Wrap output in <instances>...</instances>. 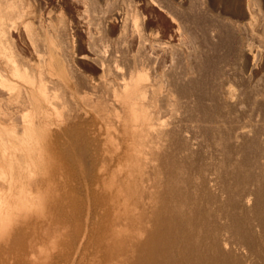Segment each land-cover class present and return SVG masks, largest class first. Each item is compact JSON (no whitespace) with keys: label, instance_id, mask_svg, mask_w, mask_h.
Segmentation results:
<instances>
[{"label":"bare ground","instance_id":"bare-ground-1","mask_svg":"<svg viewBox=\"0 0 264 264\" xmlns=\"http://www.w3.org/2000/svg\"><path fill=\"white\" fill-rule=\"evenodd\" d=\"M86 1L58 0L54 3L52 0H0V134H6L4 137L0 135V264H75L77 260L82 261L87 252V248L81 251L84 242L89 244L93 239L96 240L93 248L98 262L93 260L92 264H264V118L258 120L254 117L257 112H264L261 91L258 90L262 95L248 85L247 89L241 88L237 94L228 83V87H225V81L215 83L211 93L213 96L209 99L211 102L217 99L226 115L209 113L197 115L195 120L205 130L212 129L220 134L222 129H226L227 142L222 143V139L218 137L207 168L194 178L188 177L182 170L193 159L197 149L193 142L182 139L183 128L180 124L183 118L190 116L195 98L190 97L185 90L182 91V88L192 86L196 81H193L195 74L184 78V74L188 72L183 70L181 73L185 72L184 77L178 76L179 73L177 77L172 73V63H168L170 67L167 68L168 57L162 60V56H154L156 58L153 60V55H149L155 63L153 70L150 68L152 77L149 70L143 68L131 78L122 76L116 63L120 60L127 61L128 71L135 66L136 60L130 57L128 59L130 46L123 51L118 37L116 44L118 48L122 47L119 50L123 52L117 48L114 52L111 47L114 53L108 52L110 57L106 60L104 58L108 55L97 53L99 49L94 50L98 58L92 59L90 45H87L89 50L80 46L76 49L77 37L75 38L76 31H73L72 22L76 25L77 19L81 18V15L80 18L76 15V8L81 9L83 19L89 20L87 12L90 10L87 11L86 8L91 0L88 4ZM162 1L166 5L158 3L159 7L167 9L170 6L175 12L182 11L183 5L179 2ZM200 1V8L206 9L204 0ZM243 1L239 6L249 13L250 34L261 35L262 32L253 28L257 17L251 9L257 5L259 11H263L264 0ZM106 4L108 2H103V5ZM101 12L103 11L99 13ZM158 12L164 21V16ZM218 16L221 22L228 23L238 33L235 53L244 69H247L256 54L244 33L240 32L239 19L235 20L228 15ZM89 17L91 21L94 16ZM134 18L135 29L138 30L137 25H140L141 32L138 31L141 35H148L146 24L138 16ZM219 19L211 21V36H214V31L219 26ZM94 23L93 21V25ZM94 30L91 35L95 33ZM110 31L114 32V29L111 28ZM96 33L100 34L98 31ZM104 33L106 32L103 31ZM97 34H93L95 38ZM99 39L102 37H98ZM106 39L107 37L104 40ZM78 42L82 44L81 38ZM161 43L174 47L168 42ZM90 44L92 49L97 47L92 42ZM140 44L143 48V43ZM115 45L113 46L117 47ZM141 47L136 54H141ZM100 49L103 50V47L100 46ZM172 51L174 52V48ZM173 52L170 51V54L178 53ZM147 53H144L145 56ZM263 55L258 53L260 66L264 65ZM195 56L191 57L194 59ZM88 61H93L92 64L95 62L94 65H98L104 73L111 74L112 70H115L112 73L120 72L119 78L122 81L119 84L120 79L116 77L118 84L116 87L111 86L112 90L107 85L110 95L102 93L104 91L101 87L104 86L101 84L98 92L104 95L97 92L100 96H95L91 101L84 100L85 104L83 99L79 100L81 104L83 102L80 105L75 99L70 101L65 98L67 89L62 92L64 84L60 77L65 75L74 81L72 83L77 90H70V95L80 94L79 92H83L81 88L89 84L83 85L86 77H91L86 75L84 69L90 65L91 62L88 64ZM163 61L164 64L159 63ZM201 61L200 59L198 63ZM191 66L193 73L201 71V64H197L196 68ZM172 75L176 76L177 81H173ZM111 80L116 85L115 79ZM166 80L169 83L164 84ZM159 88H165L166 91L165 97L170 108L165 112H162L159 105ZM89 93L85 92L86 95ZM94 106L103 115H95L97 110L91 113L86 111V107ZM74 107L78 110L73 109ZM110 112L116 113L109 117ZM166 116L170 120L164 119ZM226 116L233 117L231 122H235L234 125L224 126ZM80 118L85 125L92 123L93 129L75 130L74 125L77 123L74 121L79 124L82 121ZM182 140L185 142L181 143ZM52 142L56 144L54 154L51 153ZM228 147L230 149L227 150ZM66 169L69 172L79 171L81 176L77 175L82 184L90 185L94 190L91 198H101L104 201L102 206L96 205L101 208L97 207L100 209L98 212L95 208V215L90 212L92 210L86 211L95 216L91 228L93 232L88 228H84L85 231L71 230L73 242L59 240L64 230L75 224V221L72 225L66 224L63 217V213L66 216L73 214L72 206L58 204L53 212L52 205L49 204L52 202L48 198L54 195H51V191L50 194L44 193L50 190V185H58V182L63 184V188L67 187V181L62 176ZM49 174L51 178H48ZM108 178L110 195L106 197L103 191H98L101 185L105 186ZM79 179L77 181L81 183ZM45 180L50 185L41 191V184ZM68 182L77 185L75 181ZM59 187L58 185L52 191L56 192ZM69 199L72 200V197ZM60 202L61 200L56 204ZM91 206L90 208H94ZM61 207H64L63 212ZM25 235L28 237L21 244V237L23 239ZM78 237H81L80 242L77 241ZM17 242L22 245L19 249ZM72 245L75 249H72Z\"/></svg>","mask_w":264,"mask_h":264},{"label":"rangeland","instance_id":"rangeland-1","mask_svg":"<svg viewBox=\"0 0 264 264\" xmlns=\"http://www.w3.org/2000/svg\"><path fill=\"white\" fill-rule=\"evenodd\" d=\"M52 1L54 3L58 2V0L57 1L56 0H52ZM88 1L89 0L86 1L87 4H88ZM92 1H93V5L90 6V4H92ZM105 1H106V3L108 2V4H106V6L103 5V2L105 3ZM105 1L101 2V0H100L99 2H96V0H91V3L89 1L88 7L86 8L87 11L90 10V11L87 12V15L89 13V15H88V19L89 20L88 21H86V19L82 18V12L80 11L81 9L80 8H76L77 9L76 10V15L78 16V18H80L79 15H81V18L77 19L78 21H77L76 25H74L75 22H72V25L74 26V30L73 31H76L75 38L77 37V41L75 40L76 41V43H75L76 49H78L77 47H79V46L85 48L84 50H89V48H90L91 49L90 51L92 52V56L91 55L90 56L92 57V59L96 58V57L98 58V56H97V54L95 53L94 50L99 49L100 51L97 50L96 51L97 53L101 52V53H105V54L108 55V56H106L107 58L103 57L106 60V59H108L110 57L109 56L110 53H108V52L114 53L115 51L119 50V48H122L120 46H123L124 49H122V50L125 51V50L128 49V46H130V54H129V56L128 55L127 56H128V59H129V57L131 59L135 58V60H136L135 66L131 67L127 71V68H126L127 66H126V63H125L127 61H124V60L121 61L120 60V62L118 61L116 63L117 68L120 71H122V76L125 75V77H127V78H131L135 74H138V71L141 70V68L149 70L150 75H151V76L150 75L149 76L152 77L153 76L152 75L153 74L152 73V70H153L152 66H155L154 65L155 63H153V60L156 57H158V56H159L158 58H160L162 56L160 59L163 58L164 60H165L166 57H168V59L166 58L167 59L166 63L167 64L168 63L169 64H171V63L173 64V66H171V68L174 67L175 70H174V68L171 69V70H173L172 73L173 74L175 73L176 76H177L178 73H179L178 76L179 75L183 76V74L185 72H188V73H186L187 75L184 74V76H185V77L183 76L184 78H186V76L188 77L191 74H195V75H193V76H195L193 81H195V79H196V81L192 84V86L191 87H185L184 86L182 88V91L185 90L184 92L189 94L190 97H194L195 98V102H193V104H192L193 108L189 112L190 116L188 115L189 117H187V118L185 117L186 120H184L185 118H183V121H181L182 124H180L182 126V128H183V132H182L183 133L182 134L183 138L182 139H185V140H188L190 142H193L195 144L194 145L195 148L197 149V150L195 149L196 150V152H195L196 154L193 157V159L189 160V163H186L184 165V167H183V170H182L183 172H185V174L188 177L194 178L195 175H198L199 172H201L202 170L206 169L208 164H209V162L211 161V157L214 154L215 140H217L218 137H220L222 139L221 140L222 143H226L227 142L226 137L228 136V133H227L228 131L226 129H222L223 131L221 130L220 134L217 133L216 131H213L212 129H206L205 130V129L200 128L199 122H197L195 120L197 115H199V116L201 115L202 116L204 114H209V113H213V114L219 115V116L226 115L224 110H223V108L221 107V104L219 103V101L217 99H214L213 102H211L210 99H209V98H211L213 96V94H211V93H213V91H214L215 83L224 82L225 81L226 82L225 87H228V85H231L234 88V90H235V92L237 94H238V92L240 91L241 88H243V89L246 88L247 89V86L251 85L252 86L251 89H254V90L257 89L256 90L257 92H258V90L261 91V93L263 94V97H264V65L260 66L258 58H257L258 57V53L259 54L260 53L264 54V40H263L264 39V19H263L264 18V8H263V11H259L258 6L254 5V6H252L253 9H251L252 11L254 10L253 12H254V14H256V17H257V21L255 23V26H253V28L256 31H258L259 33L262 32V34L260 35L258 33L257 34L256 33L255 34H250L249 25H248V21L250 20L249 19V13H248L247 9H244L242 6H239L240 4L244 3L243 0H238V1H235V0H222V1L221 0H204L203 1L202 0L204 2V5H205L206 9L205 8L204 9L200 8L201 7V6H199V5H201V1L200 0H172V2L176 1L177 3L179 2V4L183 5L182 11H179V12H175V10L172 7H170V6L167 9H165L163 7H159L158 3L166 5V3H164L162 0H161V2H160V0H155V1L154 0H109V1L105 0ZM219 1H220V3H219ZM94 2H96V4ZM199 2H200V4H198ZM99 3L100 4L102 3V4L100 5ZM194 4L198 5V6H195ZM101 7L102 8L105 7V9L103 10ZM91 8H92V10H91ZM93 8H94L95 12H92V11H94ZM96 8H98L99 10L96 9ZM97 10L99 12L100 11H103V12L99 13ZM158 11H160L161 14L164 16L163 17L164 21H162L161 18L159 17V12ZM93 14H95V15H93ZM155 14H156V16H155ZM218 14H220L222 16L223 15H228L230 17H233V19H235V20L239 19L238 22H239V26H240V32L242 34L244 33V36H246V38L248 39V42L251 45L252 50L256 54L255 58L252 59L249 62L248 66H247V69H244V67L242 66L241 60L236 56V53H235L236 52V47H237L238 33H236V31L234 32V30L231 29V26L228 23L221 22V18L218 16ZM150 15H151V17H150ZM89 16H94V17H91V18H93L91 21H90V17ZM135 16H138L140 21L146 24V26H147L146 33L148 35L143 34L144 30H142L143 31L142 32L143 36L141 35V33H140L141 31H140V27H139L140 25L139 26L137 25V24H139V21H138V23L136 25L138 27L137 29L140 32L135 29L136 28L135 23H134V21H135L134 17ZM261 16H263V17H261ZM95 18H97V19H95ZM216 18H218V19L220 18L219 21H218L219 30H218V27H217V30L215 29V31H214L215 33L213 32L214 36L213 35L211 36L210 33H211V30L213 29L211 21H214V19H216ZM85 21L87 22V25H86ZM93 21L95 22L94 25L96 24V27L93 25ZM245 21L247 22V24H245L246 23ZM224 23H225V25H224ZM257 23H258V25H257ZM89 24H92L93 28L97 29V30L95 31L93 28H91L92 26L89 25ZM110 24L112 25V27H111ZM242 24H244V25H242ZM247 26H248V28H247ZM110 27L114 29V32L110 31L111 30ZM132 27H134V28H132ZM241 27H245V28H241ZM88 29L89 30L93 29L95 31V33L93 32L92 35H91V32L93 30L92 31H88ZM97 31L100 32V34L99 33L97 34L96 33ZM103 31L106 32V33H104L106 35L103 34ZM135 31H137L138 35L140 34L142 37L136 35ZM81 32H82V35L83 34L85 35V33H86V35L82 36ZM93 34H97V36H96L97 39L94 37ZM98 35H101V36H98ZM103 35H104V38H103ZM91 37H93L95 39H92ZM98 37L99 38L102 37V39L98 40ZM106 37H107V39L104 40ZM111 37H113V40H115V42L111 40L112 39ZM117 37H118V41H119L118 43L120 45L119 48H118V45L116 44L117 43L116 42L117 41L116 40ZM80 38H81L82 44H80V42H78V40ZM89 38H90V40H87ZM93 40L97 41L98 44L96 42H94ZM100 40L103 41V42H101ZM104 41H106V42L108 41V42L106 43ZM89 42L90 43L92 42V44L94 42L95 46H97V47L92 49L93 46ZM100 42H101V44H100ZM113 42L117 45V47L113 46V45H115ZM141 42L144 45L143 48L141 47L142 46V44H140ZM159 42L160 43L161 42H168V43L173 44L174 47L171 46L172 47L171 48L170 46H167V45H165L163 43L160 44ZM104 43H106V44H104ZM212 44H214V46ZM87 45H88V47L90 45V47L88 48ZM99 45L101 46V48L103 47V50L100 49ZM136 45L141 47V49H140V53L141 54H136L135 53V52H137V53L139 52L137 50V49H139V47L136 46ZM105 46H106V48H105ZM111 47H113L112 49L114 50V52H112ZM136 47H138V48H136ZM168 47H170V48H168ZM176 47H178L179 49H177ZM86 48H88V49H86ZM115 48H117V50ZM144 48L148 49V50L145 51ZM173 48H174V52L172 51ZM122 50H121V52H123ZM158 50H160V51H158ZM199 50H200V52H199ZM93 51H94V53L96 55L93 54ZM102 51H106V52H102ZM153 51H155V53H153ZM156 51H158V52H156ZM170 51L173 52V53H176V52H178V53L176 55L175 54L173 55V54H170ZM145 52L146 53L148 52L146 54L147 56H145V54H144ZM151 52H152V54H150ZM165 52H166V54L164 55ZM161 53H162V55H161ZM193 53H195V54H193ZM190 54H193V55H190ZM140 55H142V56L144 55V56L142 57ZM149 55H151L150 57H152V55H153V57H152L153 60L152 61L148 57ZM169 55H170V57H169ZM154 56H156V57L154 58ZM191 56L192 57L195 56V58H194L195 61H194V59ZM197 57L199 58L198 60H197ZM190 58H192L193 61ZM131 59H130V61H131ZM169 59H170V62L168 61ZM171 59L173 60L172 62H171ZM200 59L202 61H201V63H198V62H200ZM196 60H197V62H196ZM262 60H263V63H264V55L262 57ZM256 61H258V62H256ZM90 62L88 61V64L90 63V65L88 67H85V68L83 67V68L86 70L85 71L86 75L87 76H91L92 78L91 77L90 78L86 77L87 78L86 82H84L83 85H85V83L86 84L89 83V84H87L89 86H87V85L83 86V88H81V90H83V92L81 91L82 94H81V92H79L80 93V94H78L79 96L77 94L75 95V93H74L73 96L70 95L71 94L70 90H72L73 92L74 91L76 92V90H77L75 88V84L72 83L74 81L70 80V78H68V76H65V75H63V76L61 75L62 77H60L63 80L64 87H66L65 89H64V87L61 88L62 92L67 89L65 91L66 93H64V94H67V96L65 95V98L70 99V101H71V99H75V100L78 101L77 103H79L80 105H83V102L85 104L84 100L89 101L88 99H90V101H91V99L95 98V96H97V95L100 96L99 94L101 92H98V91H100V89L98 87H101V86L105 87V85H106L105 88L101 87V88H103L102 90L104 91L102 93H106V95H110L111 93L109 92V89L111 88V90H112V87H114V86L116 87L117 84L118 83L120 84L121 81H122L119 78L121 76L120 72L112 73L113 71H115V70H112V71H110L112 75L111 74H107V72L104 73L105 71H101V69H100V67L98 65L97 66L94 65V64H96L95 62H94V64H92L93 61H90ZM159 63L164 64V61L163 62H159ZM196 63L198 65H200V64L202 65L201 71H199L198 73H193L191 65L194 66V64H196ZM169 64H168L167 68L170 67ZM197 64H196V66H197ZM76 65L79 68L82 69V66L80 64L78 65L76 63ZM188 65H190V66H188ZM258 65H259V67H258ZM196 66H194V68H196ZM117 68H116V70H117ZM183 70L185 72L181 73V72H183ZM251 70H253V71H251ZM255 70L258 71V72H256ZM110 72L108 71V73H110ZM126 72L128 73V75H127ZM117 74H118V76H117ZM74 75L76 76V73H74ZM109 76H113V77L110 78ZM116 77H118L120 79V82L118 80H116V79H118ZM175 77H174V75H172V79H173L174 82L177 81V80H175ZM89 79H90V81L92 79L93 80L90 82ZM111 79H115L114 83L116 81H118V83L116 82V85L115 84L113 85L112 84L113 80H111ZM87 80H88V82H87ZM245 80H246V82H245ZM92 82L95 83V84H92ZM185 82H183V83H185ZM97 83L99 84V86H98ZM166 83H169V80L168 81L166 80V82H164V84H166ZM227 83H228V85H227ZM247 83H250V84H247ZM73 84H74V86H73ZM107 85L108 86L110 85L109 89H106L108 87ZM90 86L95 87L97 89L95 90L94 88H92ZM84 87H86L85 88L86 90L84 89ZM92 89H94V91H96V92L93 93L94 91H92ZM164 89L163 88L162 89L159 88L158 89V93H157V96L160 99L159 105L162 108L161 109L162 112L163 111L165 112L167 110V108L168 109L170 108L169 105L167 104V99L165 97L166 91ZM106 90H107V92H105ZM85 92L86 93L90 92V93L86 95ZM97 92L99 94H97ZM108 92H109V94H108ZM258 93L261 94L260 92H258ZM259 94H258V96L261 97L262 94L261 95H259ZM81 95H82L83 98L80 99ZM85 95H86L87 98L86 97L84 98ZM102 95H104V94H102ZM79 100L83 101L82 104H81V101H79ZM74 104H73V106H74ZM76 105L77 104H75V106ZM212 106H213V108H211ZM244 107L246 108L247 106H244ZM76 108L74 107L73 109H76ZM86 109H88L86 111H88L89 113H91V111H94V110L96 111L97 110L96 112H94L95 115H100V116L103 115V113L101 111H99L98 108H96L95 106L94 107H88V108L86 107ZM76 110H78V109H76ZM73 112H74V110H73ZM81 112L82 111H80V113ZM115 113L116 112H110L108 114V116L109 117H113L115 115ZM262 113H263V115H262ZM77 117H76V119H77L76 121H78V118H79V117L78 118ZM231 117L232 116H229V117L226 116V118H225L226 123L224 124V126L234 125L235 122L234 123L231 122V119L233 118V117L232 118ZM254 117L256 119L260 120L261 117L264 118V112L263 111H259V112H257V114H255ZM166 118L168 120H170L168 116H166L164 119H166ZM80 119H79V121H80ZM76 121H74V123H77V124L74 125V129L75 130L79 129L81 131H83V130H85V131L88 130L89 131V130L93 129L92 128L93 127L92 123H89L88 125H85L83 120L81 122H79V124ZM89 128H91V129H89ZM111 129H113V128H111ZM184 133H185V136H184ZM1 136H3V135H1ZM1 136H0V140L2 139ZM4 136H6V134ZM184 142H185L184 140L181 141V143H184ZM50 146L53 148V151L51 152V153H53L54 150L56 149V144H54V142H52L50 144ZM228 149H230V148L228 147L227 150ZM225 151H226V149H225ZM181 155H183V154H181ZM183 157L184 156H182V158ZM57 172H59V171H57ZM77 173H78L79 176H81L79 174V171H77V170H75V172H74V170L72 172H69L68 169L64 170L62 176H63V180L67 181V183H66L67 187L64 186V188H63V184L58 182V185L60 187H59V189L57 188V190H56L57 194H55L56 192H54V191H55V189H56V187L58 185L55 184L56 185V186L54 185L55 188H52V189H54V191H52L51 187H54V186L50 185V183H49V185L51 186L49 188L50 190L47 189L48 192L47 191L45 192L44 189L49 187V185H47V180L44 181L45 185H44V182L42 183L43 185L41 184V186H43V190H41V191H44V193H47V194H50V191H51V195L53 193L54 197L56 198L55 199L53 196L48 198L49 202H52V203H49V202L48 203L50 205H52L53 212H54L55 209H57L56 207L58 206V204L62 206L63 203H64L63 206L70 205V207L72 206L71 208H73V209H71L73 214L66 216V214L63 213V215H64L63 217L65 218L64 220H66L65 221L66 224L72 225L73 221H75L74 222L75 224H73L74 227L73 226L70 227L68 225L69 227H67L64 230V234L60 235V239L59 240H63V241L71 240V242H73V235H71L74 232L73 230L85 231L84 228L85 229L86 228L91 229L92 226H93V223H94V217H95L94 215H95V212H96L95 208L96 209H97V207L101 208L100 206H96V205L101 204V206H102V204L104 202L101 198H97V199L91 198V196H92L91 194L94 192V190L92 188H90L91 187L90 185L88 186V185H85L84 183H83L84 184L83 185L82 182L80 181ZM49 176H50V178L52 177L49 174L48 178H49ZM78 179H79V182H81V183H78V181H77ZM69 180L71 182H74V181L77 182V185L76 184L75 185H71L68 182ZM109 183L110 182H109V178H108L106 180L105 186L101 185L102 187H100V191H98V193H101V191H103V193L106 194V197L107 196L109 197L110 190L107 188V187H109ZM84 187H88V188H90V190L88 188H84ZM86 190H87V193H86ZM88 190H89V192H88ZM71 191H72V194H71ZM68 192H70V193H68ZM59 193L61 194V196H60ZM52 197H53L54 200H52ZM60 197H62V198H60ZM70 197H72V200L69 199ZM73 197H74V199H73ZM84 198H85V200H84ZM66 199L68 201H66ZM56 200H58V201L61 200V202H60L61 204L60 203L56 204V202H58ZM89 200H90V202H89ZM69 201L72 202L71 203L72 205L70 204ZM98 201H100V202H98ZM66 202H68V203H66ZM95 202H96V204H95ZM90 205H92L91 207H94V208H90ZM63 208L64 207H61L62 212L64 210ZM88 210L89 211L92 210L90 212L93 213L94 215L91 214V213H90L91 215L87 214L86 211H88ZM98 211H100V209H97V212ZM73 218H74V220H73ZM70 219H71V222H70ZM78 220L80 221V223H79ZM85 221L87 222V224H85L86 223ZM79 226H80V228H79ZM71 230L73 232H71ZM92 230L93 229H91L90 232H93ZM25 236H23V239L21 237V241L19 240L21 244H24V240L28 237V236H26V237ZM80 238L81 237H78V240H77L78 242H80ZM95 243H96L95 239L91 240V242L89 244H87V241L84 242V245L82 246L81 251L83 252L87 248L86 249L87 252L84 253L82 261L79 262L77 260V262H75V264H92L93 260H94L95 263L98 262V258H96L98 256H97L96 250L94 249L95 248L94 247ZM21 244L18 243V245H19V246H17L18 249H19ZM73 246L74 245H72V249L74 248ZM21 247H22V245H21Z\"/></svg>","mask_w":264,"mask_h":264}]
</instances>
